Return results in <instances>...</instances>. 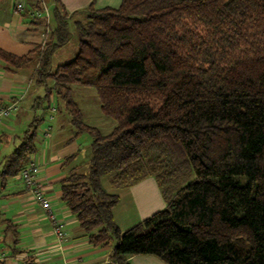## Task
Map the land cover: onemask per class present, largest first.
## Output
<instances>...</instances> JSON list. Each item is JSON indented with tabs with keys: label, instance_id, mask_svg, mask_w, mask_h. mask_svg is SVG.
<instances>
[{
	"label": "trees",
	"instance_id": "16d2710c",
	"mask_svg": "<svg viewBox=\"0 0 264 264\" xmlns=\"http://www.w3.org/2000/svg\"><path fill=\"white\" fill-rule=\"evenodd\" d=\"M81 12L77 51L54 70L52 52L70 37L58 12L42 52L0 49V58L14 70L38 62L36 81L54 84L37 107L55 92L57 109L92 136L87 174L61 180L89 241H114L110 264L146 254L165 264H264V0H121ZM72 85L95 90L115 121L110 133L83 121ZM42 120L33 116L3 157L2 181L35 153ZM102 176L113 188L153 177L165 205L122 231L112 215L119 197Z\"/></svg>",
	"mask_w": 264,
	"mask_h": 264
},
{
	"label": "crops",
	"instance_id": "0c3cea01",
	"mask_svg": "<svg viewBox=\"0 0 264 264\" xmlns=\"http://www.w3.org/2000/svg\"><path fill=\"white\" fill-rule=\"evenodd\" d=\"M45 1L50 12L49 33H47L45 45L56 26V12L60 14L63 11L68 15H76L78 11L85 9L91 3L96 9L116 8L121 3V0ZM18 2L32 8L40 7L37 0H0V49L16 56H24L30 54L35 46H43L42 34L45 24L42 21L43 18H33L26 11L17 12L15 5ZM64 20H66L67 29L70 31L71 27L75 29L77 20L69 16H66ZM71 36L70 33L69 39L53 50L50 66L55 55L64 54L63 45H67ZM75 53L73 52V55ZM37 66L38 62L33 61L14 70L12 67L8 68V64L0 58V106L10 103H15L16 106L13 110L16 113L14 120L7 119L0 122V130L3 128L0 132L1 137L11 135V131L8 132L7 129L15 131L17 127L29 125L35 116L36 109L39 108L36 103L42 98L46 88L43 83L36 81L34 71ZM81 112L83 121L87 123L84 112L82 110ZM66 115L64 111L57 112L55 117L57 127L52 134L50 132L49 136L41 137L40 132L37 133L36 141L42 144L48 140V144L45 147L41 146V149L30 157L39 165L38 180L50 201L51 211L64 223L65 237L58 239L54 236L46 212L31 199L30 193L24 190L19 175L17 179L15 176L14 178L10 176L11 179L7 177L8 179L0 183V264L111 263L110 253L114 241L102 246L93 245L61 197V180L73 170L87 174L90 158L88 146L90 142L86 146L80 143L81 132H77L70 123L69 115L68 117ZM63 117L65 121H62ZM19 121L20 125L16 126L15 123ZM15 137L18 138L19 143L20 136ZM2 155L6 156L7 153L4 152ZM100 181L109 193L119 197L118 203L112 209V215L113 221L122 231L162 209L165 205L153 177H146L125 188L111 187L107 176H102ZM128 262L129 264H165L160 258L151 254L132 255L128 257Z\"/></svg>",
	"mask_w": 264,
	"mask_h": 264
},
{
	"label": "rangeland",
	"instance_id": "374dc122",
	"mask_svg": "<svg viewBox=\"0 0 264 264\" xmlns=\"http://www.w3.org/2000/svg\"><path fill=\"white\" fill-rule=\"evenodd\" d=\"M43 1L46 3L45 0H43ZM37 3H40V2H37ZM59 15L62 19H65L66 16H69V17H72L74 20H77L78 22H81V23H85L87 21L86 20L87 19V13L86 12H81V13H78L76 15H73V14L68 15L67 13L62 11ZM69 32L72 34V36H71L69 42L67 43V45H63L64 46V50H63L64 54H60L59 56L55 55L53 57L52 66H55L57 63L58 64L55 67L50 66L51 70H54L55 68H57V66L59 64L65 63V62L69 61L70 59H72V57L74 56L73 52H76V50H77V35L75 33L76 31H75V29H73L71 27V31L69 30ZM44 46H46L45 42H44L43 46L42 45L40 46L41 52L44 50ZM41 83H43L46 86L45 92H46V89L53 87V84H54L49 79H46V80L42 81ZM45 92H44V95H45ZM44 95L42 97H44ZM70 96L75 101V103H77L79 105V107H81V110L84 112V116L86 118V121H87L86 124L87 125L97 128L100 131V133H102V134H107L108 132L110 133V131L112 130V128L115 124V121L111 120V118L105 116L102 113L101 109L99 108L100 106H99L98 97H97L96 92L93 88L83 87V86H79V85H72ZM55 97H56V93L53 92L52 97L49 96L48 101L44 98V100H42V102H41L42 106L39 107L38 109H36L37 111H36L35 115H37L38 117H40V116L43 117V120L38 122L39 124L37 127V133H39L42 130H45L49 126H51V128H52L50 131L51 134L56 129V127H57L56 122L57 121H56L55 117H56L57 112L59 110L57 109V111L54 115V118L52 120L49 119L50 114H49V110H47L49 108L44 110V108H46L48 106V104H49V106L52 104H55V103L57 105ZM56 108H57V106H56ZM15 114L16 113L13 112L10 115L9 119L14 120ZM65 120L66 119L63 117L62 121H65ZM20 123L21 122L19 121L18 123H15V125L19 126ZM24 126H26V127H24ZM24 126L17 127V129L15 131L7 129L6 131H8V132L11 131L10 132L11 135H9V137L8 136L7 137H5V136L1 137V134H0V138H1V140H0V159H2V156H4V155H2V153L6 152L8 154L9 153L8 151L11 152L13 150L12 148L19 144L18 138H16L15 136H20L23 134V132L27 129L28 125L26 124ZM2 129L3 128H1V130ZM1 130H0V132H1ZM80 134H81L79 136V137H81L80 143L83 146L88 145L92 139V136L90 135V133L84 131V132H81ZM47 144H48V140L42 144L40 142L36 141L35 153L38 152L39 149H41L40 148L41 146L45 147ZM16 177H17V175L15 176V179H17ZM11 178H14V177L12 176ZM11 178H9V179H11ZM1 182H2V178H0V183Z\"/></svg>",
	"mask_w": 264,
	"mask_h": 264
},
{
	"label": "built area",
	"instance_id": "2783aa9c",
	"mask_svg": "<svg viewBox=\"0 0 264 264\" xmlns=\"http://www.w3.org/2000/svg\"><path fill=\"white\" fill-rule=\"evenodd\" d=\"M40 2L39 8H32L29 5H24L21 2L16 3L15 10L17 12L26 11L30 14L33 18H43L42 21H44L45 29L42 34V40L43 42L46 41L47 33H49V17L50 12L48 6L45 4L43 0H37ZM16 106L15 103H10L6 105L0 106V122L6 121L9 119L10 115L14 112ZM49 119L52 120L54 118V115L57 111L56 104H52L49 106ZM51 131V127H47L45 130L40 131L41 137H47L49 136ZM38 172H39V165L33 160L29 159L27 162L21 167L18 175L21 179V182L23 184L22 187H24V190L31 195V199H33L42 209L46 212L47 218L52 226V231L55 234L56 238L62 239L65 237V231H64V223L62 220L58 219L53 211H51L50 207V201L48 197L45 195L43 191V186H41V182L38 180Z\"/></svg>",
	"mask_w": 264,
	"mask_h": 264
}]
</instances>
